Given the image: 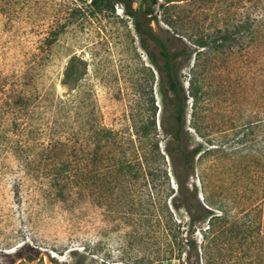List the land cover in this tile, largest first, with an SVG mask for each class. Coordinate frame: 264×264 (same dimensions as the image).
Masks as SVG:
<instances>
[{"label": "rangeland", "instance_id": "obj_1", "mask_svg": "<svg viewBox=\"0 0 264 264\" xmlns=\"http://www.w3.org/2000/svg\"><path fill=\"white\" fill-rule=\"evenodd\" d=\"M154 1L133 0V6L154 4L159 14L152 22L155 32L176 41L177 47L182 43L175 35L197 49L190 40L235 30L240 19L241 0ZM149 47L157 53L155 42ZM72 58L78 66L86 62L81 88L92 91L107 118L123 113L144 92L151 72L159 99V73L123 3L0 0V248L13 252L16 245L7 247L21 238L23 230L28 240L37 233L39 242L61 249L77 237L82 239L76 244L87 246L70 247L63 254L43 247L48 250L41 254L46 264H132L128 237L98 221L72 228L64 218L34 221L25 213L34 179L42 177L52 161L45 146L61 135L73 138L78 130L74 106L61 103V98H70L74 105L78 93L64 84ZM215 65L218 74L210 76V83L219 84L221 93L209 99L212 122L206 132L221 131L227 163L219 174L222 185L211 196L215 206L219 200L229 205L227 213L216 211L228 221L238 216V222L217 227L220 238L211 241L205 237L208 220L190 227L182 211L179 217L188 221L183 232L197 239L198 248L191 249V256L185 251L181 260L164 264H264V239L251 234L260 229L262 219L264 229V45L243 49L234 43L217 53ZM188 70L185 67V76ZM18 183L26 196L22 204L16 199ZM73 248L76 251H70ZM8 259L1 255L0 263Z\"/></svg>", "mask_w": 264, "mask_h": 264}, {"label": "trees", "instance_id": "obj_2", "mask_svg": "<svg viewBox=\"0 0 264 264\" xmlns=\"http://www.w3.org/2000/svg\"><path fill=\"white\" fill-rule=\"evenodd\" d=\"M117 1L133 18L142 46L157 68L159 99L151 72L144 92L123 113L107 118L97 108L92 91L81 88L86 62L78 66L72 58L64 84L78 93L74 105L70 98H61V103L74 106L78 130L73 138L61 135L49 141L44 150L52 161L44 175L34 179L32 198L26 199L18 183L16 199L19 204L25 199L30 202L25 213L34 221L64 218L71 227L98 221L101 227L128 237L132 264H164L181 260L185 251L191 256V249L198 248L197 239L183 232L188 221L179 217L182 211L190 227L208 220L205 237L211 241L220 238L217 227L238 222V216L228 221L216 211L227 213L229 205L219 200L217 207L211 196L222 185L219 174L227 161L221 131L206 132L212 122L207 114L209 99L221 93L219 84L210 83V76L218 74L217 53L234 43L243 49L264 45V0H241L235 30L190 40L197 49L184 36H174L182 43L177 47L176 41L155 32L152 22L159 14L154 4L135 8L133 0ZM150 42L157 44V53ZM185 67L189 68L186 76ZM212 126L217 128L215 123ZM261 212L264 218L263 206ZM260 225L251 234L264 239L263 219ZM19 234L21 238L7 247L16 245L13 252L0 248V256L9 258L0 264H46L41 254L48 250L43 247L60 254L70 247H87L76 244L79 237L61 249L42 244L37 233L31 240L25 231ZM49 257L55 259L50 253Z\"/></svg>", "mask_w": 264, "mask_h": 264}, {"label": "bare ground", "instance_id": "obj_3", "mask_svg": "<svg viewBox=\"0 0 264 264\" xmlns=\"http://www.w3.org/2000/svg\"><path fill=\"white\" fill-rule=\"evenodd\" d=\"M55 253V252H54Z\"/></svg>", "mask_w": 264, "mask_h": 264}]
</instances>
